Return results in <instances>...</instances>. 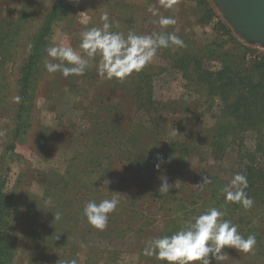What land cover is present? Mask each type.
Returning <instances> with one entry per match:
<instances>
[{"label": "rangeland", "instance_id": "rangeland-1", "mask_svg": "<svg viewBox=\"0 0 264 264\" xmlns=\"http://www.w3.org/2000/svg\"><path fill=\"white\" fill-rule=\"evenodd\" d=\"M57 1L0 0V244H5L9 255L4 264H70L73 260L76 264H165L154 256L140 254L144 245L136 239V228L128 227L136 217L134 211L139 210L146 218L144 221L152 223L144 225L147 227L144 243L162 232L165 211L161 205L168 200L150 194L160 186V176H166L174 189H180L178 196L207 198L221 192L219 181L225 186L235 173L243 174L237 166V151L228 148L224 153V149L217 148L212 152L209 129L216 121L215 114L201 113L207 106L203 104L204 96L196 93L198 87L192 79L194 58L206 52L205 62L212 68H217L223 59L224 66L227 61L247 66L252 61L264 60V43L240 32L217 0H179L172 9L160 7L158 0H66L67 6L59 8L50 18ZM149 5L158 9L157 16L147 11ZM105 11L111 21L118 22L112 31L125 35L129 30L137 34L175 32L185 42L186 47L159 49L151 63L141 72L133 73L136 79L146 80L150 74L152 100L163 102L175 112L169 121H163L158 111L151 112L153 117L149 118L147 111L136 108L144 99L143 94H149L145 81H140L139 87L143 89L138 92V100L137 92L129 85L132 75L122 82L100 77L96 69L99 57L88 58L79 48L80 33L94 26L102 27L100 16ZM159 16H172L177 23L162 29ZM6 21L13 24L5 27ZM221 22L232 28L237 43L223 39ZM43 29L45 48L52 43L71 46L88 60L89 67L83 76L65 78L59 72L47 73L45 48L42 58L30 68V74L22 76L31 46ZM218 38L223 46L209 59L207 47ZM224 48L230 51L226 53ZM26 78L30 80L28 87ZM23 93L28 101L22 112ZM15 96L21 98L18 103L13 100ZM216 108L219 109L217 106L212 109ZM155 117L160 119L155 122H167L169 126L164 139L169 143L186 142L193 152L171 167L156 169L151 160L127 167L120 159L127 158L135 149L137 156L143 155L145 148L138 144L145 143L144 130ZM117 123L120 125L114 126ZM254 141L250 138L248 144L253 146ZM92 148L95 155L104 158L105 166L89 167L82 173L81 160ZM92 172L98 173L102 181L94 194L120 202L117 210L109 214L111 220L103 231L92 227L82 216L83 206L89 201L86 194L89 189L80 178H91ZM65 175L78 177L77 186L63 185ZM205 176L211 181L219 178L210 190L198 186ZM57 212L61 214L59 220L55 219ZM118 212L119 218L127 223L113 226V215ZM146 216L155 218L149 220ZM249 216V227H264L260 209L252 210ZM246 230L239 232L244 236ZM261 231L264 230L257 232ZM224 252L226 259L220 264H264V250L256 247L249 253L232 247L224 248ZM212 264L218 262L212 260Z\"/></svg>", "mask_w": 264, "mask_h": 264}, {"label": "trees", "instance_id": "trees-1", "mask_svg": "<svg viewBox=\"0 0 264 264\" xmlns=\"http://www.w3.org/2000/svg\"><path fill=\"white\" fill-rule=\"evenodd\" d=\"M65 1L66 0H58L54 4L49 14L50 18L57 14L59 8L62 7L63 9L64 6H67ZM209 11L212 10L210 9ZM211 16L212 15H209V18ZM10 24L13 23L6 21L5 27ZM221 24H223V39L225 38L227 41H234L237 43L236 37L231 31L232 28L229 25L224 24V22H221ZM45 36L46 32L44 29L40 31V34H37V37L31 46L30 56L27 60L26 66L22 69V76L29 75L30 68L35 66V64L39 62L38 60L42 58L44 53V50L42 49L45 48V41L43 40ZM221 42L218 38L217 41H214L208 45L207 51H209V53L207 57L209 59L218 52L219 48L223 46ZM239 44L243 45L240 42ZM225 49L226 48H224V50ZM244 49H246V47H243V50ZM229 51L230 50L226 51V53ZM242 52V56H244L246 51L244 50ZM205 55H200L198 53V56L194 58L193 63L195 65V71L192 79L195 80L196 86L198 87L196 88V93L204 96V98H202L203 104L207 106L201 110V113H208V115L209 113H212V115L215 114L214 116L216 121L210 126L209 129V132H211V149L213 153L217 151V148L224 149V153L227 152L228 148L230 150L237 151V166L243 171V174L248 179L249 186L246 189V192L248 196L254 200V204L250 209H244L240 211L241 209L239 207H243L242 205L236 203H230L231 205H228L224 203V194L221 190H219L221 192L217 195H211L207 198H202V196H190L187 194L178 196L177 193L180 189H174L173 187L171 190H169V193L162 195L158 191L159 186H157L156 189L150 191V194L152 196L158 197V199L168 200L167 202H162L163 205H161V209H164L165 211V216L162 219L164 225L162 232L157 237L171 235L175 231L179 230L184 225L186 220L201 214L209 207H217L226 212V216L224 218L232 220V222L238 226L239 231L243 233L247 228L246 232L244 233V237H247L249 234L255 235L257 241L255 247L257 250L261 251L264 250V231H261L260 233L257 231L261 229L264 230V227L261 226L258 229L251 226L249 227L247 224V218L252 210L260 209V212L263 213V219L261 220V223H264V60L259 59L255 62L252 61V63L247 66H244L245 64L242 63L244 66L242 69L240 68L242 67L240 62L238 63L240 67L237 65V62L228 63V61L225 62L226 64L224 66L223 59L222 63H219L217 68H212L206 64V59L204 57ZM245 56L243 58H245ZM232 59L233 58H230V60ZM144 75H146V73H144ZM136 78L137 77L133 76L132 74L129 85H132L131 88L137 92L138 100V94H140L138 92H140L139 90L143 89L142 87H139L140 81H145V87L148 88L146 92L149 91L147 96L146 93L143 94L144 99L140 101L136 108L138 109L141 107L143 110L147 111L149 113V118L153 117L151 112L158 111L160 112L159 115L163 116L160 117L163 119V121H169L172 119L173 116L171 115L175 112L170 111L171 107L166 106L163 102L156 103V101L152 100V93L150 90V74L146 77L148 80L144 79L145 77H139L138 79ZM189 79L191 82L192 79ZM25 85L27 87L30 85V80H28V78H26ZM25 101H28V99L26 100L25 93H23L22 103L20 105V111L22 112L25 110ZM111 105L112 104H109L108 106L110 107ZM213 106H217L219 109L216 108L214 110L212 109ZM184 110L187 111L186 108ZM158 119V117H155L154 121L150 122L151 124L147 129L148 132L144 130V136L146 137L144 140L145 143L140 142L138 144L139 147L145 148L143 155L137 156V150L135 149V152L130 151L127 158L120 159L121 163H124V165L130 168L138 164L144 165L146 160H151L156 165L160 162L157 159L159 156L163 157L164 160L160 166L171 167L173 163L180 161L181 157L185 158L184 155H190L193 152V147H190V144L186 142L171 141L169 143L168 140L164 139L165 132L169 126H167V122H155ZM119 125L120 124L117 123L114 126ZM129 128L131 130L135 129L133 126H129ZM140 128L143 130V127ZM101 132H99V134ZM130 135H133V133L131 132ZM250 138H254L255 140L253 146L248 144V140ZM96 140V144L98 145L100 142L99 138ZM245 142H247V145ZM132 147L135 148L133 145ZM95 152V149L92 148V151L81 160L80 165L82 166V173L84 170L89 169V167L105 166L104 158L100 156L101 154L95 155ZM116 154L118 155L117 152ZM173 158L174 160H171ZM114 159L115 158L112 160ZM110 175L111 174H108L107 176L110 177ZM89 176H91V178L85 179L83 176L80 178L83 183L85 182V186L89 189L88 193H86L87 199L96 200L99 202L103 198L94 194V189H97L99 186H101L102 181L99 179V174L96 172L90 173ZM70 178L73 179L70 180ZM77 178L78 177L76 176L69 177L65 175L62 177L64 182L63 185L66 186L68 183H74L73 185L77 186V184H75ZM214 179L215 181H211L210 184H207L206 187L203 186L202 189L210 190V186L219 180V178ZM218 183L222 189L224 187V183L222 181H219ZM71 200L72 197L71 199H67V201ZM158 203L160 204L159 200ZM164 203H166V205ZM114 214L115 215H113L114 218L112 222L113 226H115L114 223H117L118 225L127 223L119 218L120 212ZM241 214H243L242 218H240ZM65 215L67 218L70 213H67L66 211ZM133 215L136 217L131 220V222L128 224V227H130V229L136 228V239L139 244H142L145 247L146 243H144V240L146 239L145 232L147 227L144 225L149 226L152 223L150 221L149 223L144 221L146 218L139 210H135ZM78 216L81 217L80 215ZM152 218L155 217H147L149 220H152ZM11 224L12 222L9 221V226ZM134 225H136V227H134ZM8 230H10V227ZM1 234L3 233L1 232ZM3 235L8 234L4 232ZM4 246L5 244H0V263L2 264L5 262L7 263L6 260H8L9 257V255H7L8 248ZM226 247L228 246H225V248ZM140 254H144L143 251L140 252Z\"/></svg>", "mask_w": 264, "mask_h": 264}, {"label": "clouds", "instance_id": "clouds-1", "mask_svg": "<svg viewBox=\"0 0 264 264\" xmlns=\"http://www.w3.org/2000/svg\"><path fill=\"white\" fill-rule=\"evenodd\" d=\"M160 7L172 9L179 0H158ZM147 11L157 16L158 9L149 5ZM102 27H91L80 33L79 48L88 58L99 57L96 64L97 74L107 80L117 79L121 82L134 72H141L152 62L161 48L186 47L185 42L175 32H153L137 34L129 30L125 33L112 31L117 21H111L109 13L103 12L100 16ZM176 19L172 16H159L158 24L162 29L175 25ZM47 58L44 59V68L49 74L59 72L63 77L83 76L89 67L88 60L78 54L73 47L52 43L45 48ZM51 58V59H48ZM57 61V62H53ZM19 96L13 97L14 102L20 101ZM159 163L156 169L164 162L163 157H157ZM161 184L158 191L163 195L174 187L168 183L166 176H160ZM208 176L202 178L198 186L210 184ZM108 184V181H107ZM248 179L242 173H235L230 182L221 191L225 203H236L244 209H250L254 200L248 196ZM50 203V201L46 202ZM116 198L87 201L82 210V216L97 230L106 229L109 214L115 212L119 205ZM61 214L57 212L55 219ZM226 212L221 208L209 207L204 212L184 222V225L171 235L155 237L147 241L143 253L165 264H212V260L220 262L226 259L223 251L225 246L237 249L239 252H251L257 241L255 235L249 234L246 238L239 232L238 226L230 219H225ZM70 264H76L73 260Z\"/></svg>", "mask_w": 264, "mask_h": 264}, {"label": "water", "instance_id": "water-1", "mask_svg": "<svg viewBox=\"0 0 264 264\" xmlns=\"http://www.w3.org/2000/svg\"><path fill=\"white\" fill-rule=\"evenodd\" d=\"M229 21L248 38L264 43V0H217Z\"/></svg>", "mask_w": 264, "mask_h": 264}]
</instances>
